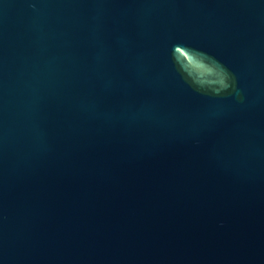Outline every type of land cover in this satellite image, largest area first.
<instances>
[{
    "label": "water",
    "instance_id": "water-1",
    "mask_svg": "<svg viewBox=\"0 0 264 264\" xmlns=\"http://www.w3.org/2000/svg\"><path fill=\"white\" fill-rule=\"evenodd\" d=\"M0 264H264V0H0Z\"/></svg>",
    "mask_w": 264,
    "mask_h": 264
}]
</instances>
